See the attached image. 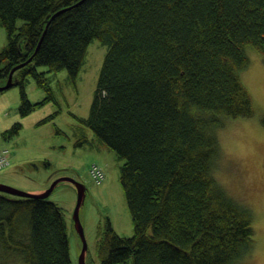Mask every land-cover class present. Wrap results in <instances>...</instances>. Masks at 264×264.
<instances>
[{
    "label": "trees",
    "instance_id": "16d2710c",
    "mask_svg": "<svg viewBox=\"0 0 264 264\" xmlns=\"http://www.w3.org/2000/svg\"><path fill=\"white\" fill-rule=\"evenodd\" d=\"M0 24V85L30 58L12 74L21 114L53 99L45 72L66 70L75 84L88 44L107 48L88 116L77 119L123 160L134 231L119 235L107 219L100 264H226L250 218L205 179L214 148L202 146L214 142L202 114H251L233 97L229 62L248 64L245 42L264 49V0H0ZM29 76L46 92L40 103L27 96ZM82 125L79 145L88 142ZM14 260L72 264L63 209L48 196L0 191V264Z\"/></svg>",
    "mask_w": 264,
    "mask_h": 264
},
{
    "label": "rangeland",
    "instance_id": "374dc122",
    "mask_svg": "<svg viewBox=\"0 0 264 264\" xmlns=\"http://www.w3.org/2000/svg\"><path fill=\"white\" fill-rule=\"evenodd\" d=\"M22 22L17 19L16 26ZM6 44V29L0 24V50ZM106 49L98 39L88 44L75 84L68 78L66 70L45 72L53 93L51 100L42 102L46 92L32 77H27L24 88L29 100L42 103L26 114L19 111L18 85L0 91V143L6 144L11 155L9 165L0 169V182L24 191L22 186L38 183L47 188L59 176L72 177L82 183L85 196L79 217L87 243L86 264H100L96 240L107 219L119 235L131 236L134 231L119 180L123 160L78 120L88 116ZM45 70L44 66L38 67V71ZM15 123L20 124L18 133L7 136L6 130ZM81 125L88 142L79 145L76 141ZM92 163L98 164L104 172L99 183L89 173ZM76 197V188L68 181L57 183L48 195L63 209L72 264H78L80 253V241L72 223ZM5 264L25 263L14 260Z\"/></svg>",
    "mask_w": 264,
    "mask_h": 264
},
{
    "label": "clouds",
    "instance_id": "9594fccd",
    "mask_svg": "<svg viewBox=\"0 0 264 264\" xmlns=\"http://www.w3.org/2000/svg\"><path fill=\"white\" fill-rule=\"evenodd\" d=\"M241 50L249 62H229L239 86L233 97L246 99L251 114L203 112L209 121L204 134L214 142L202 146L205 151L214 148L205 179L210 177L250 218L251 234L234 246L226 264H264V49L245 42Z\"/></svg>",
    "mask_w": 264,
    "mask_h": 264
},
{
    "label": "water",
    "instance_id": "95a60500",
    "mask_svg": "<svg viewBox=\"0 0 264 264\" xmlns=\"http://www.w3.org/2000/svg\"><path fill=\"white\" fill-rule=\"evenodd\" d=\"M59 12L60 11H57L56 13H54L49 18V20L47 21L46 26L44 28V31L46 30L49 21ZM28 60H30V58ZM27 61L22 62L20 64L15 65L14 67H12V69L10 70V72L7 76L5 83L3 85H0V90L8 89L15 84V82L13 81V76H12L13 72L17 68L24 65V63H26ZM61 181H68V182L72 183L76 188L77 197H76V203H75V207H74V211H73V215H72V223H73V229L75 231V234L77 235V237L80 241V253L78 256V264H86L87 243L85 240L83 227H82L80 217H79V210H80V207L84 201V196H85V186L82 183L78 182L77 180L73 179L72 177L59 176V177L55 178L54 180H52L51 183L49 184V186L39 193H31L29 191L26 192L24 190H21V189H18V188H15V187H12V186H9L6 184H2L1 182H0V191L6 192V193H9L12 195H18V196H29L31 194H37L41 197H47L51 193V191L54 189L56 184L61 182Z\"/></svg>",
    "mask_w": 264,
    "mask_h": 264
},
{
    "label": "built area",
    "instance_id": "2783aa9c",
    "mask_svg": "<svg viewBox=\"0 0 264 264\" xmlns=\"http://www.w3.org/2000/svg\"><path fill=\"white\" fill-rule=\"evenodd\" d=\"M10 158H9V150L6 147L0 148V169L9 165ZM89 173L91 177L97 182H101L104 178V172L102 168L96 164L92 163L89 168Z\"/></svg>",
    "mask_w": 264,
    "mask_h": 264
},
{
    "label": "crops",
    "instance_id": "0c3cea01",
    "mask_svg": "<svg viewBox=\"0 0 264 264\" xmlns=\"http://www.w3.org/2000/svg\"><path fill=\"white\" fill-rule=\"evenodd\" d=\"M2 147H6V144L0 143V148H2ZM10 158H11V155H10ZM0 181H2V179H0ZM22 187H23V189H25L26 191H29L31 193H39L42 190H44L46 186L43 183H38L35 185H24Z\"/></svg>",
    "mask_w": 264,
    "mask_h": 264
}]
</instances>
